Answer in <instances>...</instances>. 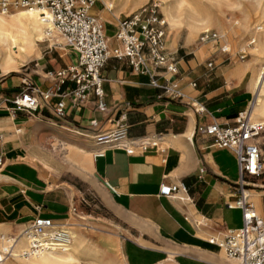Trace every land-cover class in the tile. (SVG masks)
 <instances>
[{"label": "crops", "instance_id": "1", "mask_svg": "<svg viewBox=\"0 0 264 264\" xmlns=\"http://www.w3.org/2000/svg\"><path fill=\"white\" fill-rule=\"evenodd\" d=\"M101 5L96 0L92 11L108 38L109 58L101 71L104 113L94 110L92 96L79 110L71 99L61 97L74 87L70 82L61 85L55 77L76 64V55L68 48L41 50L22 77L0 75L4 98L18 92L24 78L41 93L52 94L46 106L31 115L12 112L5 104L0 107V225L7 233L10 228L17 231L18 226L16 237L22 225L37 215L63 223L72 218L71 206L80 202L83 194L89 200L96 198L97 188L112 209L134 221L111 218L116 230L104 234L117 240L97 241L117 256V262L106 259V264L121 259L125 264H226L224 253L220 258L222 250L210 240L220 241L228 230L242 225L241 210L228 207L238 197L237 163L231 151L212 147V139L197 133L196 128L212 123L233 127L254 99L251 82L259 66L254 63L250 72L245 56L240 59V51L221 50L225 46H220L218 36L200 41L201 33L187 40L185 33L172 35L167 27L165 55L175 71L166 72L164 66L136 71L127 59L112 57V50L121 47L114 39L117 22L141 7L115 15ZM152 79L157 85L174 86L180 97H168L160 87L150 84ZM59 104L62 119L53 115ZM200 107L203 110L197 112ZM119 113L124 115L129 138L159 136L163 152L136 148L134 154L127 155L122 150L106 149L94 156L96 146L91 141L95 134L110 130ZM91 120L98 122L97 128L90 126ZM22 129L24 135L20 134ZM45 139L49 143L46 148L38 143ZM63 145L73 147L66 162ZM32 146L39 148L38 154ZM261 153L264 162V151ZM62 165L96 188L86 182L83 190L81 181L60 179L58 169L43 171ZM247 182L251 184L248 199L264 222V172ZM173 184L183 185L189 200L159 195L161 185ZM61 185H72L73 190Z\"/></svg>", "mask_w": 264, "mask_h": 264}, {"label": "built area", "instance_id": "2", "mask_svg": "<svg viewBox=\"0 0 264 264\" xmlns=\"http://www.w3.org/2000/svg\"><path fill=\"white\" fill-rule=\"evenodd\" d=\"M94 0H0V13L8 14L16 9H36L40 17L49 18L55 30L64 38L66 47L76 55V64L56 73L55 77L62 85L70 82L73 88L61 94L62 98H69L77 110L92 96L95 100L94 110L100 113L106 111L103 93V78L101 71L108 55V39L102 22L98 17L89 13ZM167 24L160 14L158 7L145 5L137 12L130 14L117 22L114 39L121 45V49H113L112 57L127 59L129 65L136 71H147V67L158 68L164 66L166 72H174L172 62H168L165 55V37ZM200 41L217 39L212 32L202 33ZM54 47V46H52ZM223 52L225 48L221 49ZM241 56L240 59H243ZM211 64H209L210 66ZM150 84L160 87L170 98H178L180 94L171 85H157L152 79ZM50 91L41 93L29 80L23 79L18 92L9 98L0 94V107L5 104L12 112H22L27 115L36 113L46 106ZM203 109L200 107L197 112ZM243 111L238 115L233 127H221L216 123L202 125L196 132L212 139L211 146L231 151L237 163L238 197L229 208L241 210L242 225L238 229L228 230L220 241L214 239L210 243L218 244L227 259L236 264H264V222L254 210L250 201L248 188L251 184L248 178L259 177L264 172L261 154L262 146L257 141L264 133V126L260 123H250ZM57 119L64 117L62 104L53 109ZM92 128L98 127L96 120H91ZM95 146L102 150L117 149L132 155L135 149L144 152L154 148L163 152L159 146V136L153 138L131 139L128 137L124 115L119 113L113 121V127L105 132H98L94 136ZM1 164V158H0ZM159 195L179 200H189L186 188L181 184L161 185ZM19 236L24 237L26 249L21 256L29 257L42 252H62L69 245L66 227L52 219L34 216L25 222ZM13 247L9 246L4 257H9Z\"/></svg>", "mask_w": 264, "mask_h": 264}, {"label": "bare ground", "instance_id": "3", "mask_svg": "<svg viewBox=\"0 0 264 264\" xmlns=\"http://www.w3.org/2000/svg\"><path fill=\"white\" fill-rule=\"evenodd\" d=\"M98 1L102 2L107 9L117 15L121 11L126 14L131 13L147 0ZM155 1L161 9L165 22L175 31V34L180 31L182 26L187 29V40L197 36L199 31L209 32L214 29L221 34L231 21L235 25L250 31V39L253 46L249 48V55L252 58L246 63V69L251 72L254 70V63L260 64L258 65L259 69L254 74V80L251 82L254 99L248 105L243 116H246L250 123H260L264 126V26L261 28L257 25L264 22V5L261 0H246L244 5H228L227 7L230 10H239L238 16L231 14V21L217 0ZM95 2L96 0L93 1L89 9V13L92 15H96L92 12ZM152 4L155 5L154 3ZM155 6L158 7L157 5ZM247 8H250L252 12L251 18L246 14ZM39 15L40 13L36 9H16L8 14L0 13V72L2 75L18 72L19 68L24 66L26 60L33 58L37 54L38 42L48 41L54 43L61 41V44L56 49L67 48L64 38L59 33L62 39L57 35L49 18L42 19ZM238 18L243 19L242 24L237 21ZM252 24L253 29H250ZM63 149L65 151L63 160L66 162L70 158L73 147L63 145ZM101 150V148L96 146L94 156ZM61 225L66 227L69 236L67 249L62 252H42L29 257L21 256V252L26 249L24 237L18 234L10 240L7 237V231L3 230L0 225V264H98L96 260L99 257L106 259L105 254L108 251L103 249L99 243L89 241L79 230V224ZM5 242L9 243L4 247V253L9 246L13 247L9 257H4V253L2 254ZM223 253L224 251L222 250L218 255L222 259ZM225 260L226 264L235 263L234 260L227 259L226 256ZM116 264H125V262L121 259ZM166 264L173 263L168 262Z\"/></svg>", "mask_w": 264, "mask_h": 264}, {"label": "rangeland", "instance_id": "4", "mask_svg": "<svg viewBox=\"0 0 264 264\" xmlns=\"http://www.w3.org/2000/svg\"><path fill=\"white\" fill-rule=\"evenodd\" d=\"M244 1H246V0H217L218 4L224 10V13L227 15L229 20L231 19V14L238 16L239 10L238 9L230 10L227 6L230 4L244 5ZM100 3L104 6V4L102 2H100ZM152 3H154L155 5L158 6V3L155 0H147L145 3L141 4V6H139L137 9H139L140 7H142L143 5H146V4H148V6H150ZM261 3L264 5V0H261ZM97 5H98V3H97ZM158 9L160 10V13L162 15V12H161V9L159 6H158ZM127 14H129V13H127ZM246 14L250 18L252 17V12H251L250 8L246 9ZM164 20H165V18H164ZM237 21H239V23L242 24L243 19L238 18ZM257 25L262 28L264 26V22H261ZM167 27H168V32L172 33V35H174L175 31L173 29H171L168 25H167ZM250 29H253V24L251 25ZM54 31L60 37V35L58 34V32L55 29H54ZM209 32H214L217 34V36L222 41L221 45H220L221 47L225 46V49H227L230 53L240 51L241 55L245 56L244 60H246V61L251 60L252 56L249 55V48H251L253 46V44L252 45L249 44L250 42H252L250 39V33H249L250 31L240 27L239 25H235L231 21L230 24H228V26L225 28L223 33L220 34L219 32H216L214 29L210 30ZM181 33H185V35L187 34V29L183 26L177 34H181ZM201 33H207V32L199 31L197 33V36H195V38H198ZM54 43H57V44H54ZM54 43H50L48 41L38 42L37 43L38 55L35 58H31V59L26 60L24 63V66L20 67L18 72L10 73L9 76L22 77L23 75L28 73L33 66L30 62L32 60L40 57V51L41 50H49V47H51L53 49L52 46H54V45H55L54 47L56 49L57 47H59V44H61V41L54 42ZM63 50L65 51L66 49H63ZM259 64L260 63H258V65ZM258 69H259V67H258ZM1 74L2 73L0 72V75ZM25 133H26L25 130L22 129L20 134L24 135ZM82 133H84V132H82ZM92 142H94V141L92 140L91 143ZM258 142L261 144V146H262L261 150L263 152L264 151V133H262L259 136ZM38 143L44 148L48 147V145H49L48 139H45L43 142H42V140H38ZM32 149L36 154H38V152H39L38 147L32 146ZM56 169H58V177L62 180L81 181L83 184L82 185L83 190L85 189V187L88 186V185H84V184H87L86 182L91 183L96 188V186L91 181L82 178L81 176L76 174L74 171L68 169L65 165L58 166V167L53 166L51 169H47V170H43V171H51V170H56ZM61 186L66 188V189L73 190L72 185H61ZM76 187L79 188L80 185H76ZM96 190L98 191L97 196H96V198H92V200L87 199L85 197V194H83V196H82L83 198L81 199V201L77 202L75 205L71 206L69 213L71 214L72 218L68 217V219L61 224H68V225L72 224V223L79 224V228H80L79 230H81V232L84 234V236L87 237V239L91 242H97L100 239L117 240L115 237H109L106 234H104L105 233L104 231L115 232V230H116V227H114V224L112 223L113 221H111V218L116 216L119 219H124L125 221L130 222L131 224L134 221L131 220L126 215L112 209L110 207V205L108 204L107 200L105 199V197L102 196L99 189L96 188ZM76 195H77V198L80 197L78 193H76ZM101 202H103L104 205H102ZM0 222H3L2 219H0ZM142 226H143V228H146L144 225H142ZM18 229H19V227L17 226V231H18ZM17 231H12L10 228V231L8 232L7 237H9V238L14 237V235ZM105 255H106V259L108 261L117 262V256L113 255V252H110V251L106 252ZM106 259L103 257H99L96 261L98 264H106L107 263Z\"/></svg>", "mask_w": 264, "mask_h": 264}]
</instances>
